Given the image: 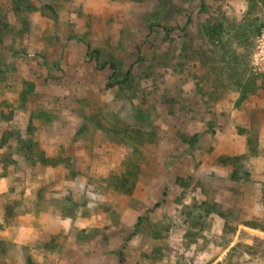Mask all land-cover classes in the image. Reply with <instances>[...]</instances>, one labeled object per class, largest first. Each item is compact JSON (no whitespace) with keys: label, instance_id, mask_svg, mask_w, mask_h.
<instances>
[{"label":"rangeland","instance_id":"1","mask_svg":"<svg viewBox=\"0 0 264 264\" xmlns=\"http://www.w3.org/2000/svg\"><path fill=\"white\" fill-rule=\"evenodd\" d=\"M262 34L264 0H0V264H264Z\"/></svg>","mask_w":264,"mask_h":264},{"label":"built area","instance_id":"2","mask_svg":"<svg viewBox=\"0 0 264 264\" xmlns=\"http://www.w3.org/2000/svg\"><path fill=\"white\" fill-rule=\"evenodd\" d=\"M254 65H259L264 68V34L258 40L256 52L253 55Z\"/></svg>","mask_w":264,"mask_h":264},{"label":"trees","instance_id":"3","mask_svg":"<svg viewBox=\"0 0 264 264\" xmlns=\"http://www.w3.org/2000/svg\"><path fill=\"white\" fill-rule=\"evenodd\" d=\"M209 32H210L211 35H213V34L215 33V28L211 27L210 30H209ZM97 58H98V57H97ZM111 68H112L113 70L116 71V67H115V65H111ZM130 72H131V71L129 70V71L126 73L124 79H123L121 82H126L127 80H129V78H130V74H131Z\"/></svg>","mask_w":264,"mask_h":264}]
</instances>
